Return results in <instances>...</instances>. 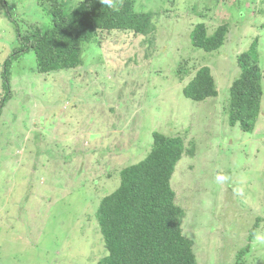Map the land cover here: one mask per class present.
<instances>
[{"label":"rangeland","instance_id":"obj_1","mask_svg":"<svg viewBox=\"0 0 264 264\" xmlns=\"http://www.w3.org/2000/svg\"><path fill=\"white\" fill-rule=\"evenodd\" d=\"M11 1L22 19L49 24L40 0ZM134 4L157 12L148 36L112 33L101 45L84 46L82 66L48 75L37 72L31 51L13 63V98L0 116V264H95L106 254L96 205L119 182V170L149 152L153 131L194 144L171 186L197 264H237L257 218V236L264 237V94L252 132L229 126L226 110L240 72L237 54L255 37L264 74V0ZM198 22L229 25L218 51L192 45ZM13 42L0 5V72ZM187 59L188 68H211L217 97L196 102L183 95L191 76L178 80L175 69ZM221 174L223 183L215 180ZM256 237L244 264H264V240Z\"/></svg>","mask_w":264,"mask_h":264},{"label":"trees","instance_id":"obj_2","mask_svg":"<svg viewBox=\"0 0 264 264\" xmlns=\"http://www.w3.org/2000/svg\"><path fill=\"white\" fill-rule=\"evenodd\" d=\"M69 1L40 0L50 17L49 24L44 26L22 19L11 0H0L3 15L14 30V47L0 72V116L13 98V63L25 53L33 52L37 72L48 75L82 66L84 46L93 41L101 45L103 38L112 33H118V37L148 36L156 29L157 12L137 11L134 0H114L118 10L105 7L100 0H81L74 6ZM252 11L257 13L253 8ZM212 29L205 22L196 23L190 32L192 45L205 52L218 51L230 36L229 25L222 23ZM236 58L240 72L229 87L228 124L252 132L261 114L264 94L258 38ZM190 60L182 61L175 69L178 80L191 76L182 88L183 95L196 102L217 97L211 68H188ZM193 151V141L153 131L151 148L145 157L119 170V182L99 199L93 214L106 248V254L95 264H197L193 242L183 233L185 211L176 203L171 186L178 161ZM258 223L257 218L249 232V243L237 254V264H244L241 256L255 240Z\"/></svg>","mask_w":264,"mask_h":264},{"label":"clouds","instance_id":"obj_3","mask_svg":"<svg viewBox=\"0 0 264 264\" xmlns=\"http://www.w3.org/2000/svg\"><path fill=\"white\" fill-rule=\"evenodd\" d=\"M100 3L103 4L105 7L109 8V9L118 10L114 0H100ZM215 180L217 182L223 183L224 181L227 180V177L225 175L221 174V175L215 176ZM256 239L257 240H264V237L257 236Z\"/></svg>","mask_w":264,"mask_h":264}]
</instances>
